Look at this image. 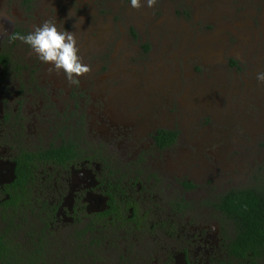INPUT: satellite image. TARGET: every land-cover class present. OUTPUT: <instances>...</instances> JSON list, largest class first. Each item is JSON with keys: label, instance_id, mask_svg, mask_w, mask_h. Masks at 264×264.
<instances>
[{"label": "rangeland", "instance_id": "rangeland-1", "mask_svg": "<svg viewBox=\"0 0 264 264\" xmlns=\"http://www.w3.org/2000/svg\"><path fill=\"white\" fill-rule=\"evenodd\" d=\"M23 1L0 0L5 36L14 27L26 35L54 19L58 28L76 34L79 55L91 66L78 85L70 84L28 45L18 40L12 46L26 68L24 115L37 132L29 143L38 136L47 144L56 128L67 136L66 127L81 112L93 149L117 160L124 150L126 157L133 150L143 156L151 197L178 201L181 181L195 183L183 193L196 203L184 214V239L191 253L199 247V258L212 260L218 253L226 261L208 201L264 181V82L256 79L264 71V0H157L139 9L130 0H27L29 11ZM16 80L0 84V95L13 97ZM141 118L153 126L150 132L177 129L176 144L157 150L146 129L140 134L126 124ZM4 227L0 220V231ZM13 232L12 242L20 244L23 232Z\"/></svg>", "mask_w": 264, "mask_h": 264}, {"label": "flooded vegetation", "instance_id": "flooded-vegetation-1", "mask_svg": "<svg viewBox=\"0 0 264 264\" xmlns=\"http://www.w3.org/2000/svg\"><path fill=\"white\" fill-rule=\"evenodd\" d=\"M22 4L26 11L32 7L27 0ZM12 33L24 34L14 27L0 46V58L7 59L5 65L0 61V84L7 85L11 79L19 83L13 97L3 91L0 95V220L5 225L0 235L12 241L13 231L23 232L21 243H14L22 251L23 264H237L229 253L233 226L215 205L221 194L208 204L217 214L216 233L225 242L226 261L218 253L212 260L199 258V247L191 253L192 245L184 239V214L192 212L196 203L183 193L193 191L195 183L181 181L178 201L151 197L144 186L149 176L141 172L143 156L133 150L126 157L129 152L124 150V159L117 160L104 149H93L85 138L81 112L66 127L67 136L61 137L56 128L47 144H40L38 136L35 144L29 143V135L37 132L25 120L29 89L21 74L26 68L13 56L12 46L18 40L9 39ZM145 121L129 119L126 124L140 134L146 129L157 150L176 144L177 129L158 126L150 132L153 126ZM162 131L176 135L161 148L155 139ZM18 167L24 168L22 180ZM150 177L156 179L154 173Z\"/></svg>", "mask_w": 264, "mask_h": 264}, {"label": "trees", "instance_id": "trees-1", "mask_svg": "<svg viewBox=\"0 0 264 264\" xmlns=\"http://www.w3.org/2000/svg\"><path fill=\"white\" fill-rule=\"evenodd\" d=\"M6 60L5 55L1 56L4 65ZM175 135V131H162L155 140L162 148L172 142ZM23 169L18 167L19 180L23 178ZM215 205L233 226L229 253L238 260L237 264H257V259L264 260V181L231 188L219 196ZM11 242L5 235H0V264H23L22 251Z\"/></svg>", "mask_w": 264, "mask_h": 264}, {"label": "clouds", "instance_id": "clouds-1", "mask_svg": "<svg viewBox=\"0 0 264 264\" xmlns=\"http://www.w3.org/2000/svg\"><path fill=\"white\" fill-rule=\"evenodd\" d=\"M157 0H130L132 8H149L156 4ZM7 30L0 24V37L6 35ZM10 40H20L28 45L38 59L52 65L57 72L62 71L70 84L78 85L80 76L91 71V66L83 63L79 55L76 34L73 31L58 28L54 19H47L39 25H34L32 31L25 34L12 33ZM52 69H50L51 71ZM256 79L264 82V71L256 74Z\"/></svg>", "mask_w": 264, "mask_h": 264}]
</instances>
